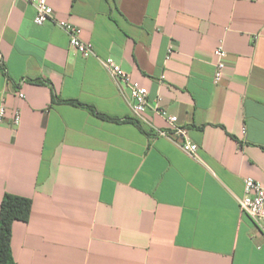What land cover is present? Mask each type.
<instances>
[{
	"label": "crops",
	"instance_id": "obj_1",
	"mask_svg": "<svg viewBox=\"0 0 264 264\" xmlns=\"http://www.w3.org/2000/svg\"><path fill=\"white\" fill-rule=\"evenodd\" d=\"M48 3L93 55L24 0H0V203L32 202L12 227L15 263L264 264V223L238 205L245 179L264 186V0ZM106 58L177 117L194 158L156 136L168 123L152 106L134 116Z\"/></svg>",
	"mask_w": 264,
	"mask_h": 264
},
{
	"label": "built area",
	"instance_id": "obj_2",
	"mask_svg": "<svg viewBox=\"0 0 264 264\" xmlns=\"http://www.w3.org/2000/svg\"><path fill=\"white\" fill-rule=\"evenodd\" d=\"M35 11L34 23L38 26L44 25L47 22L55 21L57 27L66 33L69 40V45L80 53L84 58L93 55L91 45L85 43L81 39V30L69 23L68 21H56L54 11L49 5L48 0H24ZM215 55L218 58L213 82L218 84L223 76V71L226 67L224 59L226 51L221 47L215 50ZM102 67L109 73V75L116 81L124 84L130 93V108L135 117L141 119L142 114L152 106L158 114L166 117L168 127L166 129L157 130L156 136L163 137L174 142L186 155L195 157L198 151V146L194 144L189 136L188 130L177 124L176 116H167L165 112L160 110L159 102L156 101L152 105L148 100V90L140 85L138 82L133 81L130 76L112 59L106 58L100 61ZM18 98L23 99L24 94L19 93ZM6 108L0 107V122L6 116ZM20 122V115L15 111L12 116V123L17 126ZM244 193L238 199V205L242 213L247 215L252 221L257 224L264 223V186L259 182L248 178L244 182Z\"/></svg>",
	"mask_w": 264,
	"mask_h": 264
},
{
	"label": "trees",
	"instance_id": "obj_3",
	"mask_svg": "<svg viewBox=\"0 0 264 264\" xmlns=\"http://www.w3.org/2000/svg\"><path fill=\"white\" fill-rule=\"evenodd\" d=\"M72 106L87 109L93 115L108 121L120 122L119 119L97 113L94 107L78 101H65ZM135 125L142 130L138 121ZM32 202L29 198L5 194L0 203V264H16L12 255V227L15 222H27L30 217Z\"/></svg>",
	"mask_w": 264,
	"mask_h": 264
}]
</instances>
